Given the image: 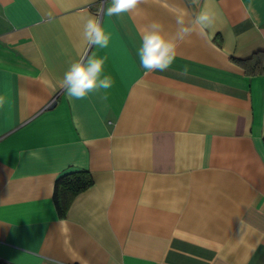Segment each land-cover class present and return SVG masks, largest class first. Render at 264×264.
Segmentation results:
<instances>
[{
    "label": "crops",
    "instance_id": "obj_1",
    "mask_svg": "<svg viewBox=\"0 0 264 264\" xmlns=\"http://www.w3.org/2000/svg\"><path fill=\"white\" fill-rule=\"evenodd\" d=\"M110 6L0 0V260L264 264V0ZM206 6L213 26L146 73L141 30L174 36ZM89 15L106 48L83 40ZM89 57L112 86L70 99L59 81ZM78 171L93 184L60 215L55 184Z\"/></svg>",
    "mask_w": 264,
    "mask_h": 264
},
{
    "label": "clouds",
    "instance_id": "obj_2",
    "mask_svg": "<svg viewBox=\"0 0 264 264\" xmlns=\"http://www.w3.org/2000/svg\"><path fill=\"white\" fill-rule=\"evenodd\" d=\"M139 0H111V6L105 10V15L113 16L125 12H131L138 4ZM177 23L181 25L174 36L165 33L163 26L152 21L141 30V45L137 51L140 64L146 73L153 71H166L174 63L177 52V40H183L191 35L194 29H199L201 35L206 29L214 24V15L206 6L193 20L192 27H184L183 20L178 19ZM82 38L90 46L96 45L106 48L109 42V36L97 17L87 16L83 25ZM104 59L102 58H81L70 64L63 78L59 81V87L66 90L68 97L83 99L89 92L97 89H109L112 86L111 78L103 74ZM188 69L185 67L181 75H187ZM3 97H0V107H3ZM34 156L35 153H30ZM63 224V221H60Z\"/></svg>",
    "mask_w": 264,
    "mask_h": 264
},
{
    "label": "trees",
    "instance_id": "obj_3",
    "mask_svg": "<svg viewBox=\"0 0 264 264\" xmlns=\"http://www.w3.org/2000/svg\"><path fill=\"white\" fill-rule=\"evenodd\" d=\"M92 184L93 178L87 171L72 172L59 178L55 184L54 192V200L59 214L64 215L72 199L79 193L91 187ZM0 264L10 263L0 260Z\"/></svg>",
    "mask_w": 264,
    "mask_h": 264
}]
</instances>
